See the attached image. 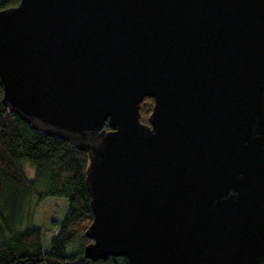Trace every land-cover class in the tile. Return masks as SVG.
I'll use <instances>...</instances> for the list:
<instances>
[{"label": "water", "instance_id": "obj_1", "mask_svg": "<svg viewBox=\"0 0 264 264\" xmlns=\"http://www.w3.org/2000/svg\"><path fill=\"white\" fill-rule=\"evenodd\" d=\"M0 81L87 155L86 259L264 264V0H19Z\"/></svg>", "mask_w": 264, "mask_h": 264}, {"label": "trees", "instance_id": "obj_2", "mask_svg": "<svg viewBox=\"0 0 264 264\" xmlns=\"http://www.w3.org/2000/svg\"><path fill=\"white\" fill-rule=\"evenodd\" d=\"M18 2L0 0V10ZM2 94L0 81V264H128L123 257L93 262L83 256L91 242L84 232L92 220L85 185L87 155L61 138L32 130L3 105ZM152 105L150 98L140 103L142 123H147ZM23 163L32 166V180L26 178ZM32 197L37 203L67 201L63 219L49 221L57 232L47 251L41 247V230L24 212Z\"/></svg>", "mask_w": 264, "mask_h": 264}, {"label": "rangeland", "instance_id": "obj_3", "mask_svg": "<svg viewBox=\"0 0 264 264\" xmlns=\"http://www.w3.org/2000/svg\"><path fill=\"white\" fill-rule=\"evenodd\" d=\"M23 172L27 179L32 180L34 170L28 163H23ZM24 212L31 216V223L41 230V247L47 251L50 241L56 234L57 228H50L49 221L52 219L62 220L67 210V201L63 198H49L41 203H37L36 197H32Z\"/></svg>", "mask_w": 264, "mask_h": 264}]
</instances>
